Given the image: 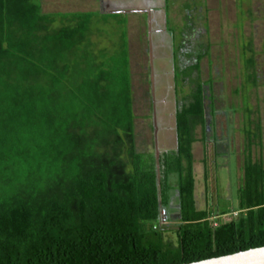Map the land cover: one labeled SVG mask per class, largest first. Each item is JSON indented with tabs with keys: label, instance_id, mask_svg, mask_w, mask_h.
<instances>
[{
	"label": "trees",
	"instance_id": "1",
	"mask_svg": "<svg viewBox=\"0 0 264 264\" xmlns=\"http://www.w3.org/2000/svg\"><path fill=\"white\" fill-rule=\"evenodd\" d=\"M111 17L125 23L99 12L42 13L38 0H0V264H182L264 245V159L250 155L258 128H244L235 207L195 208L201 53L177 68L190 90L174 111V148L156 158L137 152L125 28L116 48L99 44L96 24ZM261 19L264 58V0ZM241 49L245 83L254 85L256 51L243 39ZM202 163L206 180L204 153ZM171 175L175 244L164 224L156 226Z\"/></svg>",
	"mask_w": 264,
	"mask_h": 264
},
{
	"label": "rangeland",
	"instance_id": "2",
	"mask_svg": "<svg viewBox=\"0 0 264 264\" xmlns=\"http://www.w3.org/2000/svg\"><path fill=\"white\" fill-rule=\"evenodd\" d=\"M38 2L42 13L99 12L95 9L97 0ZM122 2V7L128 8L127 2ZM162 2V7H153L145 14L143 11H130V15L122 13L117 16L125 19L120 26L114 17L108 23L98 21L99 44L116 48L120 43V29L125 28L134 148L137 152L153 154L155 158L162 151L174 148V111L180 101H186L190 90L187 80L182 83L177 79V68L193 64L195 56L201 53L198 63L200 80L204 82V133L200 140L197 126L194 130L196 141L191 143L194 206L203 208L208 204L230 212L235 207L236 186L240 183L244 128L247 126L252 133L257 127L259 135L251 137L250 155L253 159H264V58L258 52L263 45L262 0ZM148 15L153 21L151 33L147 30ZM242 39L246 44L250 41L251 48L256 51L254 85L244 80L242 59L246 52L241 49ZM184 54L190 59L181 60L180 55ZM175 180L176 176L169 177L171 188L167 193L164 224V237L173 244L178 218ZM216 212L213 211V216Z\"/></svg>",
	"mask_w": 264,
	"mask_h": 264
},
{
	"label": "crops",
	"instance_id": "3",
	"mask_svg": "<svg viewBox=\"0 0 264 264\" xmlns=\"http://www.w3.org/2000/svg\"><path fill=\"white\" fill-rule=\"evenodd\" d=\"M122 1L127 2L128 8L122 7ZM131 5V6H130ZM164 4L162 0H97L96 8L98 9L99 13H105L110 15L120 16L122 13H127L126 15H130V11L132 12H140L143 11V14L146 12L152 11L153 7L160 8ZM75 8L77 6H74ZM89 7H93V5L89 4ZM171 8L175 7L174 5L170 6ZM83 9H88L86 7H82ZM86 11V10H84ZM148 23H147V30L151 29L152 32V17L148 15ZM146 28V27H145ZM162 32V30H161Z\"/></svg>",
	"mask_w": 264,
	"mask_h": 264
},
{
	"label": "water",
	"instance_id": "4",
	"mask_svg": "<svg viewBox=\"0 0 264 264\" xmlns=\"http://www.w3.org/2000/svg\"><path fill=\"white\" fill-rule=\"evenodd\" d=\"M182 264H264V245Z\"/></svg>",
	"mask_w": 264,
	"mask_h": 264
},
{
	"label": "built area",
	"instance_id": "5",
	"mask_svg": "<svg viewBox=\"0 0 264 264\" xmlns=\"http://www.w3.org/2000/svg\"><path fill=\"white\" fill-rule=\"evenodd\" d=\"M235 213H236V211H232L231 215H234ZM165 217H166V214H165L164 208L159 207L158 223L156 224V226L165 224V222H166ZM212 217H214V216H212ZM214 224H215V222H212V225H214ZM153 228H155V225H153Z\"/></svg>",
	"mask_w": 264,
	"mask_h": 264
},
{
	"label": "clouds",
	"instance_id": "6",
	"mask_svg": "<svg viewBox=\"0 0 264 264\" xmlns=\"http://www.w3.org/2000/svg\"><path fill=\"white\" fill-rule=\"evenodd\" d=\"M162 208H164V207H162ZM164 210H165V208H164ZM165 214H166V210H165ZM212 216H213V214H212Z\"/></svg>",
	"mask_w": 264,
	"mask_h": 264
},
{
	"label": "flooded vegetation",
	"instance_id": "7",
	"mask_svg": "<svg viewBox=\"0 0 264 264\" xmlns=\"http://www.w3.org/2000/svg\"><path fill=\"white\" fill-rule=\"evenodd\" d=\"M211 207V206H210Z\"/></svg>",
	"mask_w": 264,
	"mask_h": 264
}]
</instances>
